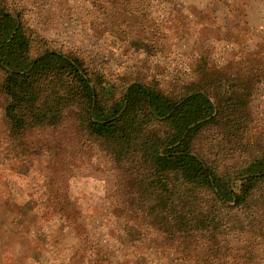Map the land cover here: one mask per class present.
Returning <instances> with one entry per match:
<instances>
[{
  "label": "trees",
  "instance_id": "obj_1",
  "mask_svg": "<svg viewBox=\"0 0 264 264\" xmlns=\"http://www.w3.org/2000/svg\"><path fill=\"white\" fill-rule=\"evenodd\" d=\"M67 1L71 21L81 3L93 9L98 2ZM61 4L0 0L2 116L12 142L25 151H40L44 141L36 146L31 138L59 129H68L76 141L97 143L122 191L116 201L89 211V219L85 214L88 221L80 220L78 202L63 210L60 198L54 199L57 221L34 228L36 242L44 237L41 248L24 253L17 241L24 236L13 227L0 238V264H20L21 253L29 262L21 264H118L117 254L122 264H264V226L246 229L251 234L242 246L226 238L234 229L239 235L240 225H264L238 223V217L264 213V133L254 124L251 105L264 78L261 58L232 67L229 58L217 63L204 52L176 60L158 46L161 64L151 58L148 73L120 67L96 44L82 47L85 37L68 31ZM150 8L148 3V15L159 11ZM165 14L182 20L177 39L191 30L180 11L161 10L153 16L159 24L148 25L150 57L158 34L169 35ZM197 15L207 16L203 9ZM196 17L189 22L195 24ZM53 167L52 178L59 173L56 182L65 181L62 163ZM19 206L14 217L23 219L30 204ZM93 221L98 236L87 226ZM132 240L139 248L134 253ZM49 252L51 257L42 258Z\"/></svg>",
  "mask_w": 264,
  "mask_h": 264
},
{
  "label": "rangeland",
  "instance_id": "obj_2",
  "mask_svg": "<svg viewBox=\"0 0 264 264\" xmlns=\"http://www.w3.org/2000/svg\"><path fill=\"white\" fill-rule=\"evenodd\" d=\"M60 1L61 7L64 9L62 17L69 29L66 30L70 33L73 30L77 33L80 32L85 37L82 46L84 49L92 50L96 44L99 51L111 57L120 67L142 68L148 73L151 58L155 57L156 60H160L161 64L158 46H166L167 50H171L175 55L176 60L179 57L188 61L193 60L196 55L204 52L217 63L229 58L232 61V67L233 63L254 64L258 58L264 62V0H223L222 2L213 0L210 1L209 7H206L209 0H183L179 1L178 5L152 2L158 0H97L93 9L81 3L84 10L87 7L92 10H89L88 14L83 9L79 10V15L76 20L72 19L73 21L70 20L72 14L65 4L68 1ZM162 1L166 2L167 0ZM148 3L152 11L159 8V11H156L153 16H156L161 10L169 12L171 8L180 11L188 18L185 19L187 21H183L184 24H190L191 28L184 39H177L178 34L176 33L179 31L182 20H180L181 22L170 21L172 18L165 14L170 26L167 27L169 35L158 34L151 57L148 56V51L151 50L148 25L154 27L153 22L158 23V21L148 15ZM201 9L204 14H207L202 20L197 18ZM195 17L197 18L195 24L193 21L189 22V19ZM148 22L152 23L148 24ZM185 25L187 26V24ZM50 26L52 27L54 24H50ZM206 26L208 29H205ZM58 28L62 30V28ZM133 82H130L128 86ZM257 87L258 91L254 95L251 105L257 119L254 124L259 132L264 133V78ZM209 99L214 106L212 115H215V101L213 98ZM254 132L252 131L251 134ZM31 142H34L33 145L36 146L41 142L44 143V146L38 151L40 153L22 150L12 142L0 105V238L13 227L19 226L18 232H21L24 237L18 238L17 241L22 243L23 251L26 249L28 254L29 249L30 251L35 248L39 250L42 239H44L41 237L42 239L36 242L34 228L51 225L57 221L55 218V212L58 209L56 199L60 198L63 210H70L73 208V203L78 202L82 213H84L80 220L82 218L83 221H88L90 216L87 213L89 211L92 212L97 206L106 207L108 200L116 201L122 191L116 172L104 157V153L97 143L76 141L68 129H59L39 137L34 136L31 138ZM54 161L62 163L64 171L61 173H64L65 181L56 182L58 177L60 179L59 173H57L59 175L57 178H52L54 167L51 168V166ZM12 195H14V200H8L7 196L10 198ZM63 197L67 198L68 203L63 202ZM26 202L30 204L28 206L30 211L23 219L15 218V212L18 211L19 205ZM108 218L109 216H105L104 219ZM238 218H240L238 223L243 224L250 223L251 220L264 222V213L258 212L250 218ZM87 226L96 233L95 235H100L97 232L98 225L95 224V221ZM242 226V231L238 232L239 235L235 229L226 233L230 245L242 246L248 235L251 234L246 229L258 226L256 230H259L264 225H240V227ZM106 237V235H102V239L107 240ZM63 240L67 239L63 237ZM137 244L133 240L130 242L132 253L139 250ZM51 249L56 251V248ZM51 256L52 254L49 252L42 258ZM117 256L118 264H122L123 255L117 254ZM145 258L146 256H143L140 260L145 261ZM152 260H155V257ZM17 262L21 264L28 260L24 259V254L21 253ZM82 263L80 261L72 262V264Z\"/></svg>",
  "mask_w": 264,
  "mask_h": 264
},
{
  "label": "water",
  "instance_id": "obj_3",
  "mask_svg": "<svg viewBox=\"0 0 264 264\" xmlns=\"http://www.w3.org/2000/svg\"><path fill=\"white\" fill-rule=\"evenodd\" d=\"M211 101V100H210ZM212 102V101H211Z\"/></svg>",
  "mask_w": 264,
  "mask_h": 264
}]
</instances>
